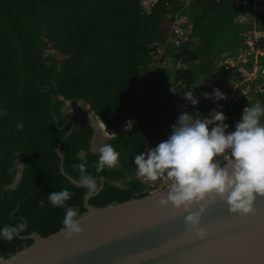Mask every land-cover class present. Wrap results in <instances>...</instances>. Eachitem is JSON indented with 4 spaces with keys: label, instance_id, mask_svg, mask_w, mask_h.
Masks as SVG:
<instances>
[{
    "label": "trees",
    "instance_id": "trees-1",
    "mask_svg": "<svg viewBox=\"0 0 264 264\" xmlns=\"http://www.w3.org/2000/svg\"><path fill=\"white\" fill-rule=\"evenodd\" d=\"M142 2L0 0V228L21 220L27 225L18 239L0 240V255L29 248L34 233L47 238L62 230L64 209L47 200L53 191L67 188V205L88 214L87 190L61 172L60 144L68 176L78 181L74 166L85 163L101 185L92 207L145 198L154 186L135 175L134 156L167 139L180 115L176 102L202 84L211 94L248 75V69L234 72L218 62L245 47L243 33L251 27L238 22L245 9L255 12L264 38V1L192 0L186 7L183 0H155L149 11ZM182 13L191 31L177 43L172 28ZM153 47L163 48L162 58L171 65L151 80ZM141 83L149 90L143 96ZM153 97L164 105L167 120L152 119ZM67 103H83L115 135L106 143L120 154L118 168L96 171L89 111L82 109L80 120H73ZM257 103L264 105V96ZM193 114L206 115L200 107ZM16 163L24 168L14 169Z\"/></svg>",
    "mask_w": 264,
    "mask_h": 264
},
{
    "label": "clouds",
    "instance_id": "clouds-1",
    "mask_svg": "<svg viewBox=\"0 0 264 264\" xmlns=\"http://www.w3.org/2000/svg\"><path fill=\"white\" fill-rule=\"evenodd\" d=\"M204 96L205 99L214 96L215 102L226 99L219 89ZM184 98L193 106L198 104L191 89L184 93ZM196 114L182 112L167 139L136 154L133 163L138 178L169 182L167 197L161 198L159 205H171L176 213L186 214V226L203 237L199 224L210 204L219 201L230 213L244 216L253 211L258 198H264V105L246 107L233 131L228 130L223 112L214 110L203 119ZM119 166V152L111 144H103L99 148L96 171ZM74 167L79 169V185L89 194L100 190L97 179L87 174L85 163ZM71 197L67 188L47 195L52 207L64 209L65 239L81 234V224L88 219L86 213L67 205ZM40 205L44 206V200H40ZM26 226L21 220L0 228V240L18 239ZM23 254L0 255V264H15Z\"/></svg>",
    "mask_w": 264,
    "mask_h": 264
},
{
    "label": "water",
    "instance_id": "water-1",
    "mask_svg": "<svg viewBox=\"0 0 264 264\" xmlns=\"http://www.w3.org/2000/svg\"><path fill=\"white\" fill-rule=\"evenodd\" d=\"M62 147L57 150L62 174L83 188L65 172ZM101 190L85 197L88 219L81 224V234L65 239L62 230L47 238L34 233L27 238L33 245L15 264H264V198L244 216L230 213L219 201L210 204L199 224L201 237L186 226V214L159 205L169 184L142 199L94 208L89 202Z\"/></svg>",
    "mask_w": 264,
    "mask_h": 264
},
{
    "label": "built area",
    "instance_id": "built-area-1",
    "mask_svg": "<svg viewBox=\"0 0 264 264\" xmlns=\"http://www.w3.org/2000/svg\"><path fill=\"white\" fill-rule=\"evenodd\" d=\"M262 1L264 0H255L256 3ZM238 22L240 23V18ZM253 24L254 29H256L254 32L255 36L250 33L245 34L249 30L243 33L245 47L241 49V52L233 57L218 62V67L234 72L239 69H248V75L243 80L231 83L225 90H222L221 92L226 96V99L218 102H215L214 96L212 99H205V89H207L209 85L202 84L197 89L193 90V95L198 100V104L193 106L184 98V95L176 102L180 114L182 112L193 114L194 109L199 107L202 108L203 112L206 114L205 116H209L214 110L223 112L227 117L225 123L229 125L228 130L233 131L244 109L256 104L259 98L264 96V38H262V36L258 37V33L256 32L258 29L256 16L254 17ZM145 182L163 186L169 184V182L164 179H161L160 182ZM153 186L155 187V185Z\"/></svg>",
    "mask_w": 264,
    "mask_h": 264
},
{
    "label": "rangeland",
    "instance_id": "rangeland-1",
    "mask_svg": "<svg viewBox=\"0 0 264 264\" xmlns=\"http://www.w3.org/2000/svg\"><path fill=\"white\" fill-rule=\"evenodd\" d=\"M142 1H143L142 3H143V6L145 7V9L147 11H149L150 7L154 4L155 0H142ZM191 1L192 0H183V3L186 7H189V3ZM188 9H187V14L190 16L192 13ZM183 13H186V12H183ZM183 13L177 17V22L174 24V26L172 28V32H173L174 37L176 38L175 41H177V43H179L180 41H186L188 38V35L191 31V23L185 24V22L181 19ZM255 16H256L255 12H253L249 9H245V11H243V13H241V15L239 17L240 23L247 25L249 28L252 27V28L248 29L249 30L248 32L246 30L247 33H245V34L250 33V34H254V36H255L254 32L256 29H254V24H253ZM184 25L186 26V28H183ZM244 28H246V27H244ZM256 32L258 33V37H261V33L259 32V29H257ZM256 39H258V38H256ZM152 50L156 56V62L151 67L149 74H148V77L151 80L160 78L162 76V74L165 72L166 68L171 65L170 61L163 60V58H162V55L164 52L163 48L153 47ZM174 89H175L174 86H172V85L169 86V91H173ZM140 90H141L142 96L147 94L149 91L144 83H141ZM157 99H158L157 97H153V99H152V103H151L152 119L157 120L158 118L160 119V117L163 116V119L161 121H165V120H167L166 119L167 117L162 115L164 105H162L161 101H159ZM82 109H87L89 111V119H90L94 129H96L95 130L96 131L95 132L96 137L93 141L92 151H94V152L99 151V148L110 139L109 136H115V135L113 133L108 132L106 129H104V131H102L101 128L99 129V127H98L99 119L94 115L93 112H90L89 107L85 106L83 103L78 104V105H72L71 104L70 109L68 110V113L66 111V114L73 120L74 119L80 120ZM129 124H131V123H128V125ZM128 125H127L126 129L130 128V126H128ZM148 148H153L152 142H150ZM14 169H18L21 171L22 166L19 165V163H16L14 166ZM158 181L160 182L161 180H158ZM153 185H155V187L153 189H151V191H152L151 193H153L159 189H162L164 187L163 185L155 184V183H153Z\"/></svg>",
    "mask_w": 264,
    "mask_h": 264
},
{
    "label": "bare ground",
    "instance_id": "bare-ground-1",
    "mask_svg": "<svg viewBox=\"0 0 264 264\" xmlns=\"http://www.w3.org/2000/svg\"><path fill=\"white\" fill-rule=\"evenodd\" d=\"M100 120V119H99ZM98 127L99 129L101 128L102 131H104L105 127L103 126V124L99 121L98 123ZM100 131V130H99Z\"/></svg>",
    "mask_w": 264,
    "mask_h": 264
},
{
    "label": "flooded vegetation",
    "instance_id": "flooded-vegetation-1",
    "mask_svg": "<svg viewBox=\"0 0 264 264\" xmlns=\"http://www.w3.org/2000/svg\"><path fill=\"white\" fill-rule=\"evenodd\" d=\"M16 182H17V180H16ZM18 182H19V181H18ZM18 182H17V183H18Z\"/></svg>",
    "mask_w": 264,
    "mask_h": 264
}]
</instances>
